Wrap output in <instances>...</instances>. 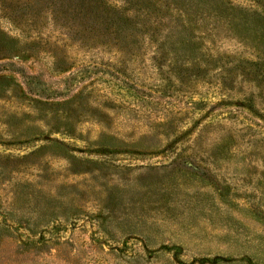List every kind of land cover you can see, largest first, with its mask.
<instances>
[{"label":"rangeland","instance_id":"obj_1","mask_svg":"<svg viewBox=\"0 0 264 264\" xmlns=\"http://www.w3.org/2000/svg\"><path fill=\"white\" fill-rule=\"evenodd\" d=\"M250 2L0 0V264H264Z\"/></svg>","mask_w":264,"mask_h":264},{"label":"trees","instance_id":"obj_2","mask_svg":"<svg viewBox=\"0 0 264 264\" xmlns=\"http://www.w3.org/2000/svg\"><path fill=\"white\" fill-rule=\"evenodd\" d=\"M248 9H244V14L264 16V0H251L250 4L247 5Z\"/></svg>","mask_w":264,"mask_h":264}]
</instances>
